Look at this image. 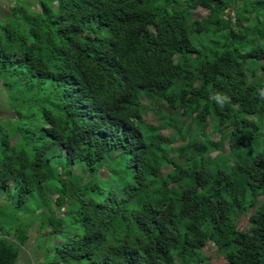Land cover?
Here are the masks:
<instances>
[{"label":"trees","instance_id":"trees-1","mask_svg":"<svg viewBox=\"0 0 264 264\" xmlns=\"http://www.w3.org/2000/svg\"><path fill=\"white\" fill-rule=\"evenodd\" d=\"M3 31L16 126L0 199L14 188L18 205L0 207V264L38 223L47 264H208L209 244L264 264V0H50ZM145 100L165 123H146ZM211 123L230 154L163 133L196 141Z\"/></svg>","mask_w":264,"mask_h":264},{"label":"rangeland","instance_id":"rangeland-1","mask_svg":"<svg viewBox=\"0 0 264 264\" xmlns=\"http://www.w3.org/2000/svg\"><path fill=\"white\" fill-rule=\"evenodd\" d=\"M240 1V0H237ZM47 2L49 3L50 0H0V35L3 34V27L8 22V19L13 20L14 12L17 10L19 6H24L26 8L32 9V11L39 10V3ZM206 12L202 9L196 12V17L200 18L201 16L205 15ZM146 99V98H145ZM146 104V114L144 115V120L148 124L152 125H160L166 122V113H172L171 110L168 109L166 104L159 105L158 107L155 103L151 104L149 102L144 101ZM165 112V113H163ZM16 114L13 111L12 107L9 105L7 101L6 93L3 92L2 87L0 86V138L3 136H9V138L13 135L14 127L16 126ZM216 128L215 123H211L207 129L201 133V136L195 141L196 138V129L187 130L185 132L184 137H178L174 135L171 130H164L163 133L165 136L168 137L170 142L174 144V146H179L180 144H189L192 142L193 146L190 148V151L196 152L199 149V146L211 139L215 142L221 141L223 142L222 150L225 154H230V143L227 139H224V133H219L214 131ZM12 138V137H11ZM219 152H214L213 157H216ZM231 161L234 162V156H231ZM15 189L13 188L8 193L3 194L0 199V207H8L6 209V213L13 214L12 208L17 207L18 199L15 195ZM34 201L30 198L24 208L33 209L34 208ZM40 213V212H39ZM19 217H21V222L23 221L22 218L26 217L29 219L28 216L20 213ZM19 221V218L17 219ZM16 223V220H14ZM249 216L243 218V221L239 224V229L241 231H248L250 229V225L248 224ZM39 226V223L35 226L33 230H31V238L28 244L25 247L20 248L19 253V262L18 264H47L45 263V254L42 250L39 249L38 244L36 243V229ZM204 254L206 256V260L208 264H227V261L223 256H221L217 252L216 246L209 244L205 250ZM205 264V263H201Z\"/></svg>","mask_w":264,"mask_h":264}]
</instances>
